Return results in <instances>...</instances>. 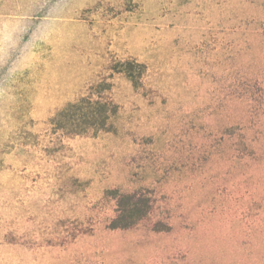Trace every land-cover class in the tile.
Listing matches in <instances>:
<instances>
[{
  "label": "rangeland",
  "instance_id": "1",
  "mask_svg": "<svg viewBox=\"0 0 264 264\" xmlns=\"http://www.w3.org/2000/svg\"><path fill=\"white\" fill-rule=\"evenodd\" d=\"M107 78L115 130L53 134ZM0 264H264V0H0Z\"/></svg>",
  "mask_w": 264,
  "mask_h": 264
},
{
  "label": "trees",
  "instance_id": "2",
  "mask_svg": "<svg viewBox=\"0 0 264 264\" xmlns=\"http://www.w3.org/2000/svg\"><path fill=\"white\" fill-rule=\"evenodd\" d=\"M112 71L125 74L137 88L141 84L145 66L134 60H125L117 62ZM108 79L89 84L84 93L48 118L47 125L51 132L64 136H97L114 131L119 106L110 95L112 84ZM105 196L113 200L115 206V214L107 224L110 230L129 229L152 210L153 202L147 190L122 192L113 189L107 191Z\"/></svg>",
  "mask_w": 264,
  "mask_h": 264
}]
</instances>
